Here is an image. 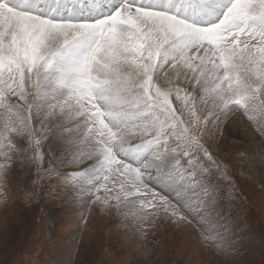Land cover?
<instances>
[{"label":"snow or ice","instance_id":"6c2138e0","mask_svg":"<svg viewBox=\"0 0 264 264\" xmlns=\"http://www.w3.org/2000/svg\"><path fill=\"white\" fill-rule=\"evenodd\" d=\"M237 112L264 138V0H0V182L66 130L82 211L194 221L238 255L208 142Z\"/></svg>","mask_w":264,"mask_h":264},{"label":"rangeland","instance_id":"374dc122","mask_svg":"<svg viewBox=\"0 0 264 264\" xmlns=\"http://www.w3.org/2000/svg\"><path fill=\"white\" fill-rule=\"evenodd\" d=\"M65 136L66 130L42 134V159L29 152L10 162L0 182V264H264V138L239 112L208 141L230 178L217 175L214 219L227 224L229 239L238 238V255H225L194 221L161 216L141 232L115 207L89 201L82 211L79 194L61 175L80 167L70 160Z\"/></svg>","mask_w":264,"mask_h":264}]
</instances>
